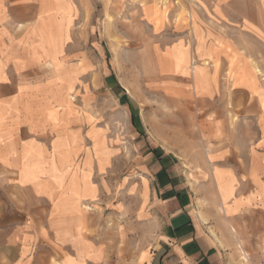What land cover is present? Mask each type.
Here are the masks:
<instances>
[{
    "label": "crops",
    "instance_id": "crops-1",
    "mask_svg": "<svg viewBox=\"0 0 264 264\" xmlns=\"http://www.w3.org/2000/svg\"><path fill=\"white\" fill-rule=\"evenodd\" d=\"M232 6L213 0L212 13L229 22L224 9ZM78 7V0H0V264H264V79L257 67L221 34L200 42L192 58L212 63L197 64V87L192 72L189 93L203 111L189 142L140 141L138 176L126 177L121 207L100 209L113 190L105 174L118 147L61 96L68 17ZM49 20L63 41L55 52L37 44ZM103 210L124 223H102Z\"/></svg>",
    "mask_w": 264,
    "mask_h": 264
},
{
    "label": "rangeland",
    "instance_id": "rangeland-1",
    "mask_svg": "<svg viewBox=\"0 0 264 264\" xmlns=\"http://www.w3.org/2000/svg\"><path fill=\"white\" fill-rule=\"evenodd\" d=\"M78 1L80 7L68 17L72 26L62 60L67 86L61 96L68 105L72 99L80 105L118 147L116 161L105 174L113 178V190L100 202V209L108 210L115 204L121 207L126 177L138 176L133 161L142 150L140 141L147 137L144 147L160 143L170 148L189 142L195 113L203 111L189 93L192 72L197 87V64L212 63L192 58L200 42L221 34L238 43L264 79V13L258 6L261 0H230L233 6L224 10L232 17L225 23L212 13L213 0ZM242 15L259 23L237 22ZM38 35L39 46L45 42L52 52L62 49L50 20L38 28ZM157 63L161 71L179 72L160 73ZM104 214L102 223H124L123 216L113 220ZM118 230L124 239V227Z\"/></svg>",
    "mask_w": 264,
    "mask_h": 264
}]
</instances>
